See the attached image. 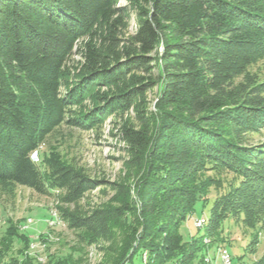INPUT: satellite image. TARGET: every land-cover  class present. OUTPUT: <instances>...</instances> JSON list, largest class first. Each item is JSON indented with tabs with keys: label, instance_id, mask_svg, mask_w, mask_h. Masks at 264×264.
Wrapping results in <instances>:
<instances>
[{
	"label": "trees",
	"instance_id": "1",
	"mask_svg": "<svg viewBox=\"0 0 264 264\" xmlns=\"http://www.w3.org/2000/svg\"><path fill=\"white\" fill-rule=\"evenodd\" d=\"M119 2L0 0V183L45 195L65 189L68 202L81 197L92 187L89 181L42 154L41 145L64 123L88 129L102 115L142 102L159 77L162 127L175 128L196 147L202 171L227 170L234 178L170 188L172 170L166 169L150 191L155 193L159 186V196H147L149 201L154 197L150 210L163 220L152 231L144 226L132 246L130 263L138 255L142 260L144 252L146 264L212 263L204 249L207 234L184 240L180 233L198 203L210 206L208 229L217 230L242 213L246 227L261 223L264 229V144L246 146L239 128L254 123L264 127V100L258 88L233 84L264 52V0H126L138 30L124 60L103 50L108 45L113 53L120 45L116 18L124 13ZM80 41L85 42L78 52L85 63L74 83L67 64ZM154 65L159 66L158 77L130 83L132 74H150ZM100 88L121 94L96 92ZM94 92L105 106L85 116L74 112L72 121L70 108ZM144 114L138 116L142 128L126 133L141 159L156 123L153 115ZM231 118L236 120L234 128ZM213 186L224 190L209 202ZM128 214L129 208L119 210L122 217ZM256 264H264V256Z\"/></svg>",
	"mask_w": 264,
	"mask_h": 264
},
{
	"label": "rangeland",
	"instance_id": "2",
	"mask_svg": "<svg viewBox=\"0 0 264 264\" xmlns=\"http://www.w3.org/2000/svg\"><path fill=\"white\" fill-rule=\"evenodd\" d=\"M119 6L124 13L116 18L120 45L112 47L113 53L109 52L108 45L103 50L110 57L124 60L123 54L134 48L132 38L138 24L126 0H120ZM84 45L82 41L77 44L67 64L70 81L74 83L79 80L85 63L84 57L78 53ZM154 66L150 74H132L134 78L130 83L139 78L151 77L154 80L160 74L159 66ZM157 81L142 102L137 100L128 109L104 114L96 125L88 129L72 122L64 123L41 145L42 154L59 166L74 170L92 185L75 201L65 200V189L45 195L27 186L0 183V264H131L132 246L140 234L145 229L152 231L163 220V215L159 217L152 213L150 206H154L156 200L153 197L149 201L147 196H159L162 190L159 186L155 193L150 191L160 181L159 176L166 174V169L172 170L170 181L173 187L170 188L186 189L192 187L196 180L200 183L233 180L234 176L227 170L202 171L196 147L190 145V141L175 128L166 130L162 127V109L158 107L162 89L159 77ZM233 84L247 90L258 88L259 96L264 100V52L254 58L247 73L234 80ZM96 92L109 96L121 94L115 88H100ZM96 92L86 94L79 105L70 108L72 121L76 117L74 112L85 116L92 113V109L105 106L104 102H98ZM140 106L143 108L141 113L138 111ZM140 114L147 118L153 115L156 120L151 127V144L142 155L143 159L132 150L126 136L127 130L142 128L138 118ZM228 122L233 128L236 125L233 118ZM239 128L246 146L264 144V127L254 123ZM143 187L145 190L141 193ZM223 190L211 187L207 193L209 202ZM124 208H129V214L122 217L119 210ZM209 210L210 206L203 208L198 203L195 214L180 227L184 240L208 235L204 249L212 263L204 261L205 264H223L219 254L223 249L230 253L232 264H256L260 261L264 256L261 223L253 228L246 227L242 213L226 219L217 230L208 229ZM201 218L206 220V224L199 227ZM73 224L76 227H71ZM211 233L215 236H209ZM146 261L147 253L144 252L142 260L138 255L133 264H146Z\"/></svg>",
	"mask_w": 264,
	"mask_h": 264
},
{
	"label": "bare ground",
	"instance_id": "3",
	"mask_svg": "<svg viewBox=\"0 0 264 264\" xmlns=\"http://www.w3.org/2000/svg\"><path fill=\"white\" fill-rule=\"evenodd\" d=\"M205 224H206V220L202 219L201 223H198V226L201 227V226H204ZM219 254L222 259L223 264H225V249L220 250Z\"/></svg>",
	"mask_w": 264,
	"mask_h": 264
},
{
	"label": "built area",
	"instance_id": "4",
	"mask_svg": "<svg viewBox=\"0 0 264 264\" xmlns=\"http://www.w3.org/2000/svg\"><path fill=\"white\" fill-rule=\"evenodd\" d=\"M201 221H202V218L198 222L201 223ZM225 264H232V257L227 249H225Z\"/></svg>",
	"mask_w": 264,
	"mask_h": 264
}]
</instances>
